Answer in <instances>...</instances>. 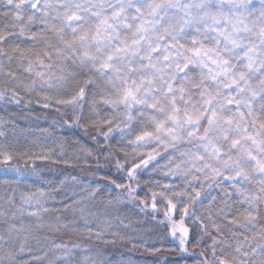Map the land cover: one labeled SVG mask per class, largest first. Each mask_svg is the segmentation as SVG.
<instances>
[{
    "label": "snow or ice",
    "instance_id": "snow-or-ice-1",
    "mask_svg": "<svg viewBox=\"0 0 264 264\" xmlns=\"http://www.w3.org/2000/svg\"><path fill=\"white\" fill-rule=\"evenodd\" d=\"M0 80V99L31 103L36 94L44 108L71 109L69 128L90 120L102 143L122 145L118 171L131 146L142 159L127 169L130 180L163 153L170 181L137 204L131 183L65 177L80 185L65 202L59 189L8 187L20 179L8 171L20 169H5L0 264H134L102 246L159 252L119 208L156 212L158 196L160 224L179 231L181 253L185 218L195 226L197 264H264V0H0Z\"/></svg>",
    "mask_w": 264,
    "mask_h": 264
},
{
    "label": "trees",
    "instance_id": "trees-1",
    "mask_svg": "<svg viewBox=\"0 0 264 264\" xmlns=\"http://www.w3.org/2000/svg\"><path fill=\"white\" fill-rule=\"evenodd\" d=\"M5 91V84L0 80V92ZM29 97L24 96L17 104L10 99H0V131L5 133L0 137V151L8 150L13 153V160L9 164L0 162V179L4 178L5 169L19 168L20 173L15 171H8L9 177L20 176L19 182H10L8 187L15 188L21 191H36L37 189L53 190V195L56 196L57 201L64 199L65 192L71 194L72 187L79 188L80 185H73L71 180L65 181V177L76 176L83 181H93L99 183H106L100 180V175L107 174L110 178L115 179L119 183H131L136 187L137 201L151 202L152 192L160 191L157 185L158 172L153 168V165L163 160L158 156L156 160L149 161L148 167L143 166L137 169L134 180H130L127 175V169L139 163L142 157H130V148L125 147L129 151V157L124 170H117L114 164V159L118 158L123 162L124 154L119 151L121 144L110 141L109 143H102V137H97L91 121L88 120L87 127H72L71 124V109L61 106L60 111L55 107L44 108L42 104L33 94L32 102H28ZM90 113L85 111L84 119H88ZM67 121V123H64ZM46 130V131H45ZM78 142V143H77ZM80 146L90 151L92 154L88 155L86 152L80 150ZM108 151L113 153V156H108ZM25 155L33 156L32 160L25 162L23 158ZM47 156L48 159H38L36 157ZM2 161V157H0ZM68 161V163H65ZM97 163L100 167H97ZM35 165L36 171L32 168ZM61 181H65L61 186ZM138 182V184H137ZM170 182L167 180L163 183ZM5 185L0 184V194H3ZM119 191V190H117ZM109 197L106 195L105 200ZM157 210L152 212L151 208L146 212H140L138 207H133L130 204L120 205L122 218H127L126 222H130L133 228L138 229L133 235L142 236L147 240V248H160L159 252L146 251L144 247L129 248L125 245H118L113 247L111 245L106 247L109 251L117 254L122 253L125 258H131L134 264H197L196 256L200 253V247H194L192 244V236L195 231V226L190 219L185 218L184 224L190 229L188 238L189 253H181L179 250L180 235L177 231L176 237L171 235V226L165 227L160 224L164 219L165 204L158 196L156 199ZM56 207H61L59 203ZM178 209V206H177ZM180 214V213H179ZM174 219L179 222L180 215ZM178 226V225H177ZM122 231H130V229H122ZM201 241V244L206 242ZM139 243V241H137Z\"/></svg>",
    "mask_w": 264,
    "mask_h": 264
},
{
    "label": "rangeland",
    "instance_id": "rangeland-1",
    "mask_svg": "<svg viewBox=\"0 0 264 264\" xmlns=\"http://www.w3.org/2000/svg\"><path fill=\"white\" fill-rule=\"evenodd\" d=\"M36 95V94H34ZM36 98L38 99V101L40 102V104H42V97L40 95H36ZM126 147L130 148V157H136V155L134 153L131 152V146H128L125 144ZM165 161L164 160H161V162H159L158 164L160 165V168H157L155 172H158V180L161 181V182H166L168 180V178H166L164 175H163V172L161 171V168L163 167ZM164 204L166 205V202H164ZM180 206L178 205V209H177V217H179V213H180V210H179ZM176 217V218H177ZM177 225H179V222H177Z\"/></svg>",
    "mask_w": 264,
    "mask_h": 264
}]
</instances>
